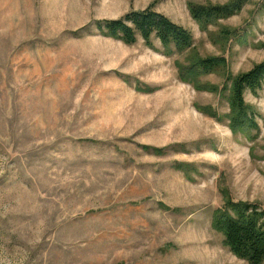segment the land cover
<instances>
[{
  "label": "rangeland",
  "instance_id": "1",
  "mask_svg": "<svg viewBox=\"0 0 264 264\" xmlns=\"http://www.w3.org/2000/svg\"><path fill=\"white\" fill-rule=\"evenodd\" d=\"M189 1L207 0H0V264H250L212 217L225 191L264 209V91L245 93L250 141L198 110L229 106L180 80L184 54L97 28L153 5L234 75L264 59V0L220 21L237 32L225 48Z\"/></svg>",
  "mask_w": 264,
  "mask_h": 264
},
{
  "label": "trees",
  "instance_id": "2",
  "mask_svg": "<svg viewBox=\"0 0 264 264\" xmlns=\"http://www.w3.org/2000/svg\"><path fill=\"white\" fill-rule=\"evenodd\" d=\"M251 1H189L187 6L192 18L209 40L225 48L237 32L233 27L221 26L220 21L238 14ZM213 25L219 26L218 31L210 29ZM97 26L103 35L120 39L127 44L136 43L140 37L147 46L154 48L153 41L157 39L164 48V55L184 54L183 60L175 61L180 80L192 84L197 90L220 95L229 106V112L224 116L219 115L211 106H199L198 110L219 120L228 119L234 134L239 133L250 141H256L260 131V113L246 101L245 93L250 91L257 95L258 91H264V59L253 64L249 70L234 75L229 71L224 55H202L195 46L192 32L155 10L153 5L144 10L132 11L120 19L98 21ZM210 74L224 78V84L207 81L205 76ZM142 90L152 91L151 87ZM177 165L188 178H194L192 172H196L195 168L189 167L192 164ZM223 194L225 204L214 210L212 228L223 235L224 244L235 256L250 264H264V209L257 203L234 201L228 191Z\"/></svg>",
  "mask_w": 264,
  "mask_h": 264
}]
</instances>
